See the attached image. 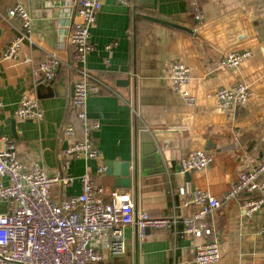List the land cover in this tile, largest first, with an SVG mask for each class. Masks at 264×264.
Segmentation results:
<instances>
[{"label": "crops", "instance_id": "crops-1", "mask_svg": "<svg viewBox=\"0 0 264 264\" xmlns=\"http://www.w3.org/2000/svg\"><path fill=\"white\" fill-rule=\"evenodd\" d=\"M101 1L90 27L93 48L85 63L101 82L87 102L89 118L100 124L93 135L101 158H72L65 175L95 172L100 164L107 170L110 161L129 162L131 184L116 190L132 194L135 214L190 216L196 209L185 204L191 193L180 191L187 185L190 190L210 191L222 204L207 218L212 227L207 236H188L180 226L179 231L149 229L139 237L136 224H129L124 227L125 254L104 250L103 259L95 264H192L196 245L214 239L220 245L219 264H264V206L248 215L246 194L224 199L239 174L264 159V0H198L201 25L192 0ZM18 2L32 16V40L21 45V54L37 64L55 53L63 62L49 81L36 76L32 64L1 63L0 137H8L27 164L40 162L54 175L67 146L64 127L74 123L82 135L72 106L81 64L69 41L77 0H0V55L21 25L18 17L7 16ZM242 50H251L252 56L237 67L219 65L227 53ZM177 62L190 69L192 78L185 88L196 97L193 107L176 92L171 78L170 68ZM239 81L250 85L249 100L219 105L215 91ZM24 93L39 99L44 110L39 121L15 114ZM209 143L213 146L207 149ZM193 150H205L214 160L203 170L191 171L187 179L181 160ZM106 170L98 180L108 197L115 176ZM80 190L75 178L65 186H54L52 197L60 200ZM4 211L6 205L0 202V212Z\"/></svg>", "mask_w": 264, "mask_h": 264}, {"label": "built area", "instance_id": "built-area-1", "mask_svg": "<svg viewBox=\"0 0 264 264\" xmlns=\"http://www.w3.org/2000/svg\"><path fill=\"white\" fill-rule=\"evenodd\" d=\"M192 5L198 25H201L203 19L199 1L192 0ZM101 8V0H77L76 20L69 41L75 48V60L81 64L77 68L79 78L74 83L72 106L81 124L82 135H78L74 123L64 127L67 146L60 170L50 175L40 162L27 164L18 156L13 142L6 136L0 137V202L6 205V211L0 212V264H95L103 259L104 250L113 255L125 254L124 227L129 224H136L139 237H144L147 229L179 231L180 226V232L191 237L199 238L212 233L207 218L222 203L208 190H190L188 185L180 188L183 194L191 193V200L185 204L196 206L187 217L156 216L149 211L135 214L130 192L114 190L108 197L105 196L107 189L98 180L105 174V164L98 165L95 172L86 171L77 177L65 175L72 158H101V150L93 135L100 124L91 120L87 113L88 98L99 91L101 82L85 67L93 48L90 27L96 22ZM7 16L18 17L21 25L1 51L0 65L5 61H21L32 64L36 76L47 81L54 79L63 62L58 55L53 53L35 64L31 56L21 54V45L32 40L29 9L18 2L8 10ZM250 56L251 50L232 51L222 57L219 65L237 67ZM170 71L176 92L188 106L193 107L196 97L185 88L192 78L189 67L177 62L172 64ZM251 94L250 85L239 81L220 87L214 96L219 105L231 106L245 104ZM15 114L23 119L39 121L44 116V110L35 95L24 93ZM213 160V155L205 150L189 151L181 160L182 171L203 170ZM263 173L264 159L253 169L240 173L238 180L224 193V199L246 194L244 209L248 215H253L264 206ZM75 178L80 182V193L60 200L53 199L54 186H65ZM220 261L221 250L217 239L196 245V264H219Z\"/></svg>", "mask_w": 264, "mask_h": 264}, {"label": "water", "instance_id": "water-1", "mask_svg": "<svg viewBox=\"0 0 264 264\" xmlns=\"http://www.w3.org/2000/svg\"><path fill=\"white\" fill-rule=\"evenodd\" d=\"M149 18L165 23V21H163V20H159V19L152 18V17H149ZM73 92H74V88H73ZM211 146H213V144L209 143L207 145V149H210ZM106 172L108 174L115 176V183H114L113 187L111 188V191H114V190H116V188L121 187V186L122 187H129L130 186L132 174H131V166H130L129 162L120 163V162L110 161V163L108 165V169L106 170ZM134 175L136 176V170L134 171ZM185 175H186L187 179L190 178V172H186ZM147 230L149 231V229H147ZM192 264H195V263H192Z\"/></svg>", "mask_w": 264, "mask_h": 264}]
</instances>
